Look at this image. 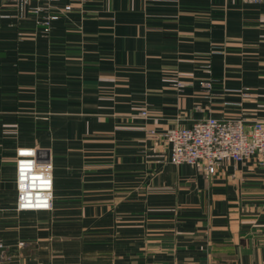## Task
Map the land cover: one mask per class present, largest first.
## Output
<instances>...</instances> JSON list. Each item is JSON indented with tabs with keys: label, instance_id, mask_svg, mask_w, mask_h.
I'll return each mask as SVG.
<instances>
[{
	"label": "crops",
	"instance_id": "0c3cea01",
	"mask_svg": "<svg viewBox=\"0 0 264 264\" xmlns=\"http://www.w3.org/2000/svg\"><path fill=\"white\" fill-rule=\"evenodd\" d=\"M35 4L0 1V264H264V169L225 161L205 177L163 140L207 117L264 120V2ZM103 130L100 159L63 158ZM23 146L50 153V211L16 209Z\"/></svg>",
	"mask_w": 264,
	"mask_h": 264
},
{
	"label": "built area",
	"instance_id": "2783aa9c",
	"mask_svg": "<svg viewBox=\"0 0 264 264\" xmlns=\"http://www.w3.org/2000/svg\"><path fill=\"white\" fill-rule=\"evenodd\" d=\"M12 4L21 14H37L53 0H0ZM245 3H262L264 0H242ZM69 7H66L68 9ZM45 9H47L45 7ZM56 16L47 15L38 22L44 32L49 31ZM206 92L212 81L200 83ZM176 89L185 83L177 81ZM244 95H247L245 93ZM140 116H146L145 111ZM163 140L174 165L194 166L205 177L218 174V166L225 161H252L264 169V120L245 122L242 119H216L207 117L189 127L169 129ZM35 147L16 151V209L18 211H50L53 208V166L48 160L37 158ZM0 248L2 245L0 244Z\"/></svg>",
	"mask_w": 264,
	"mask_h": 264
},
{
	"label": "rangeland",
	"instance_id": "374dc122",
	"mask_svg": "<svg viewBox=\"0 0 264 264\" xmlns=\"http://www.w3.org/2000/svg\"><path fill=\"white\" fill-rule=\"evenodd\" d=\"M177 81H179V80H177ZM177 81H175V82H177ZM182 82H184V81H182ZM141 117H143V116H141ZM147 117H148L147 114H146V116L143 117L144 119H146L145 121H147ZM84 121L86 122V124H88V122H89L88 120H84ZM45 122H47V120H45ZM74 122H75V124L79 123V126L78 127H75V126L70 127V130L72 128H74V130H76V128H79V132H83L85 130L86 126L84 125L83 122H78V121H74ZM57 123H58V120H50V128H51V130L53 128H55ZM117 125H120V124L118 123V124L114 125L113 127H116ZM46 131L49 132L48 129H45L44 132H46ZM145 135H146V138H148V139H152L155 136L154 132L152 130L151 131L145 130ZM109 137L110 136H105L104 130L102 131V133L100 135H96V137H94L92 133H91V135L88 133V135L81 136V139H80L81 140L80 141L81 146L80 147L82 148V152L77 153V152L74 151L73 153H70L69 156H68V154L63 155V158L70 159V160L71 159H78V158L81 159V160H90V159H92L93 157L96 156L97 159H100V157L104 156V150H103L104 149V144H105L104 140H107ZM54 139H56V138L55 137L50 138V142L54 141ZM94 139H96V140H94ZM95 141H97V142H95ZM76 144H78V143L76 142ZM20 148H30V147H27V146L18 147L17 150L20 149ZM50 160H51V157H50ZM52 166H53V164H52ZM15 167H16V163H15ZM84 234H86V235L82 237V241L84 242V244L89 246V243H90V238L88 236L89 233L84 232ZM98 239H100L102 241L104 240L103 237H97L96 240H98ZM4 259H5V255H2L0 253V263Z\"/></svg>",
	"mask_w": 264,
	"mask_h": 264
},
{
	"label": "water",
	"instance_id": "95a60500",
	"mask_svg": "<svg viewBox=\"0 0 264 264\" xmlns=\"http://www.w3.org/2000/svg\"><path fill=\"white\" fill-rule=\"evenodd\" d=\"M50 157V153L47 150H38L37 151V158L48 160Z\"/></svg>",
	"mask_w": 264,
	"mask_h": 264
}]
</instances>
